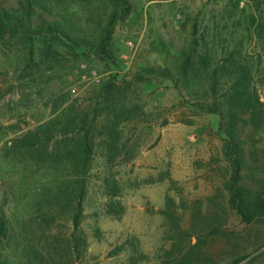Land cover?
Here are the masks:
<instances>
[{"label":"rangeland","instance_id":"1","mask_svg":"<svg viewBox=\"0 0 264 264\" xmlns=\"http://www.w3.org/2000/svg\"><path fill=\"white\" fill-rule=\"evenodd\" d=\"M6 1L19 7L16 0ZM129 3L111 43L115 64L85 50L103 32L106 0H66L56 17L87 43L82 50L59 43L45 56L39 45L32 53L20 39L0 37V218L5 215L15 236L0 256L11 264H181L182 258L189 264H230L264 239V226L247 228L229 208L230 167L221 151L219 118L183 105L169 80L135 79L143 68L163 66L185 48L195 20H220L223 8L233 9L234 2ZM93 71L101 82L84 83L82 75ZM110 80L112 94L124 105L119 150L112 159L99 150L94 157L82 223L87 250L78 255L69 246L72 226L66 217L49 229L37 222L34 197L53 174L11 155L8 145L76 100L89 118H98L102 142L107 135L96 96ZM261 92L264 98V85ZM249 147L258 163L264 127ZM167 196L176 203L179 233L161 214ZM108 202L115 204L113 215L106 211ZM248 261L242 264H264V256Z\"/></svg>","mask_w":264,"mask_h":264},{"label":"trees","instance_id":"2","mask_svg":"<svg viewBox=\"0 0 264 264\" xmlns=\"http://www.w3.org/2000/svg\"><path fill=\"white\" fill-rule=\"evenodd\" d=\"M19 7H9L0 0V37L11 36L25 42L30 50L42 47L47 56L61 43L73 51L84 49L87 43L70 24L56 17L66 9V0H16ZM234 8L225 6L222 19L213 18L203 24L195 20L189 44L165 65L143 68L137 82L150 79L169 80L180 95L183 105L197 112L216 115L221 151L230 167L225 190L229 208L247 228L264 226V148L261 154L249 152V139L264 127V0H231ZM107 22L96 43L85 50L102 59L113 61L111 43L118 22L130 12L129 0H106ZM61 11V12H60ZM51 17L53 18L51 20ZM113 80L104 84L96 96L102 105L103 125L107 137L100 136L96 117L89 118L76 100L49 121L11 140L9 152L52 173L34 197L37 222L48 229L66 217L72 226L70 249L82 255L87 242L82 233L85 201L91 187V171L97 151L108 159L118 153L122 125L123 103L116 101L111 89ZM251 130L246 137L244 130ZM115 140L112 142L111 138ZM252 155V157L248 154ZM255 160L251 163V159ZM250 160V161H249ZM213 202V198H210ZM115 204L106 203L113 215ZM174 199L167 196L161 214L173 232L179 233V216ZM14 232L5 215L0 218V253L10 246ZM260 240V236L256 238ZM258 242V241H257ZM261 242V243H260ZM251 254L241 255L230 264L253 262L264 256V239ZM31 250V249H30ZM1 255V254H0ZM181 264H189L185 258ZM0 264H11L0 256Z\"/></svg>","mask_w":264,"mask_h":264},{"label":"built area","instance_id":"3","mask_svg":"<svg viewBox=\"0 0 264 264\" xmlns=\"http://www.w3.org/2000/svg\"><path fill=\"white\" fill-rule=\"evenodd\" d=\"M82 81L84 83H88V84H99L101 82V76L93 71V72H91V74L89 76L87 74H83L82 75ZM71 91H72V93L75 94L77 89L72 88Z\"/></svg>","mask_w":264,"mask_h":264}]
</instances>
